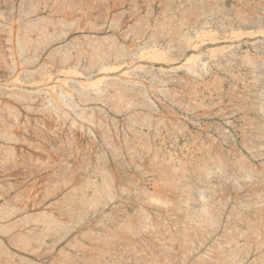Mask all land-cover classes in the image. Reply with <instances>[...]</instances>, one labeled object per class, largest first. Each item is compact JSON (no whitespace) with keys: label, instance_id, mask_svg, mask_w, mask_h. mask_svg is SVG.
<instances>
[{"label":"rangeland","instance_id":"rangeland-1","mask_svg":"<svg viewBox=\"0 0 264 264\" xmlns=\"http://www.w3.org/2000/svg\"><path fill=\"white\" fill-rule=\"evenodd\" d=\"M0 264H264V0H0Z\"/></svg>","mask_w":264,"mask_h":264}]
</instances>
